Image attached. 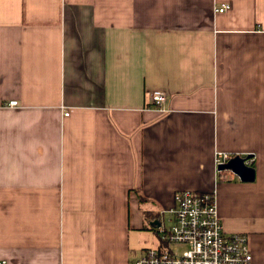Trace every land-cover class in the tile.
Wrapping results in <instances>:
<instances>
[{"label": "crops", "instance_id": "crops-1", "mask_svg": "<svg viewBox=\"0 0 264 264\" xmlns=\"http://www.w3.org/2000/svg\"><path fill=\"white\" fill-rule=\"evenodd\" d=\"M183 190L264 264V0H0V262L133 264Z\"/></svg>", "mask_w": 264, "mask_h": 264}, {"label": "built area", "instance_id": "built-area-1", "mask_svg": "<svg viewBox=\"0 0 264 264\" xmlns=\"http://www.w3.org/2000/svg\"><path fill=\"white\" fill-rule=\"evenodd\" d=\"M228 7L225 3L215 10L223 12ZM152 101L164 110L168 97L163 91H154ZM9 104L17 105L18 101ZM235 155L218 151L215 157L217 169ZM246 163L251 165L252 158L246 159ZM155 221H158L155 229L161 240L160 246L148 248L133 264H256L248 235L224 231L214 192L179 191L174 205L160 211Z\"/></svg>", "mask_w": 264, "mask_h": 264}, {"label": "water", "instance_id": "water-1", "mask_svg": "<svg viewBox=\"0 0 264 264\" xmlns=\"http://www.w3.org/2000/svg\"><path fill=\"white\" fill-rule=\"evenodd\" d=\"M250 157L251 155L244 157L237 154L228 162L220 165L219 169L231 171L243 181H253L255 179V168L246 163V159ZM154 223L158 224V221H154Z\"/></svg>", "mask_w": 264, "mask_h": 264}, {"label": "rangeland", "instance_id": "rangeland-1", "mask_svg": "<svg viewBox=\"0 0 264 264\" xmlns=\"http://www.w3.org/2000/svg\"><path fill=\"white\" fill-rule=\"evenodd\" d=\"M153 212H157L155 215H156V217H158L159 216V213H160V211L158 210H156V211H153ZM165 218L166 219H168L169 218V214L168 213H166L165 214ZM156 230V229H155ZM148 233H149V235L151 236V237H154V240H155V243L153 244V247H157V245L159 244V242H160V237H159V234H158V232L156 231H153V230H148Z\"/></svg>", "mask_w": 264, "mask_h": 264}]
</instances>
